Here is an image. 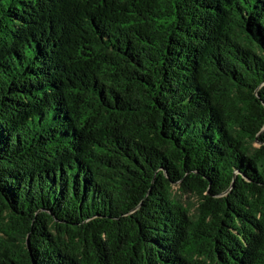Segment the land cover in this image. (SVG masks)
<instances>
[{
    "label": "trees",
    "instance_id": "1",
    "mask_svg": "<svg viewBox=\"0 0 264 264\" xmlns=\"http://www.w3.org/2000/svg\"><path fill=\"white\" fill-rule=\"evenodd\" d=\"M0 264H264V0H0Z\"/></svg>",
    "mask_w": 264,
    "mask_h": 264
}]
</instances>
